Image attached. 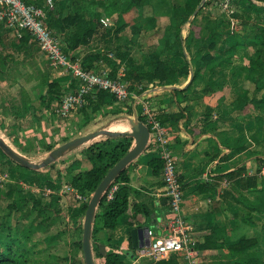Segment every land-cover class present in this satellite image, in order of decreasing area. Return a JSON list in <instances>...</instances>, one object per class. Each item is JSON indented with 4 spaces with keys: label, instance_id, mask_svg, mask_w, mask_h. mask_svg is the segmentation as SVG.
Listing matches in <instances>:
<instances>
[{
    "label": "crops",
    "instance_id": "0c3cea01",
    "mask_svg": "<svg viewBox=\"0 0 264 264\" xmlns=\"http://www.w3.org/2000/svg\"><path fill=\"white\" fill-rule=\"evenodd\" d=\"M88 1L90 0H53L49 11H54L56 7L60 9L62 16H73L81 6H87ZM95 2L96 12H101L100 21H107L105 27H116L123 23L127 25L118 37L131 36L126 30L144 18H151L158 25L159 22H164V27L160 29L163 30L162 35L169 31L170 21L168 22L169 17L166 15H153L146 10V16L139 18V10L149 5L148 0ZM131 2L134 6L129 10L125 9ZM139 5L143 7H138ZM89 16V12H84L85 20H89ZM159 27L161 25L143 29L137 37L141 33L142 36L145 34V37L161 35L157 34ZM58 31L60 38L69 40L75 28L70 26L64 31ZM186 34L183 28L182 38H185ZM102 37L103 35H94L88 44H78L69 49L68 53L80 62L93 64L101 70L108 69V63L102 60L95 62V58L92 60L90 57L98 50L106 51L108 59L118 66L117 74L125 69V65L117 58L113 59L115 55L110 51L114 46L113 41L109 42ZM3 38L13 39L12 41L17 39L19 51L23 56L18 58L20 54L16 55L10 42L8 45L1 42L6 55L0 58V131L3 134L0 136L9 139L10 142H6L23 156V153L28 152L37 154V150L42 151L45 146L55 148L61 141L73 136L77 128L82 127L83 114L79 111L73 114L65 128L59 125L60 121L53 114V108L58 103L54 97L60 92L74 90L76 82L64 70L40 55L30 35L22 32L17 36L8 29H2L0 39ZM210 49L207 51L214 54L215 59L218 58L215 55L217 53L232 55L234 52L232 49L222 51L218 46ZM239 52L244 55L245 48L236 46V55L233 54L234 56L224 60L220 55L221 57L213 63L212 66H219L214 69L210 87L207 85L211 74L209 68H204L193 81L187 76L177 79L174 84L162 87L149 84L144 93L133 96L132 112L141 109L143 103H148L156 118L162 121L161 124L168 131V145L176 158L183 191L181 214L190 227L189 246L196 252L199 264L246 263V256L243 257L228 248L243 237L257 238L258 244L252 251L256 252L259 261L264 262V216L258 214L260 217L256 216L255 220L252 217L254 214H248V211L257 212L248 208L252 202L247 199L253 190L246 187L248 178H256L257 186L264 185V107H253L249 112L233 108V103L244 86L255 97L249 89L252 84L247 80L248 74L245 72L249 60L238 55ZM173 54L172 63L169 60ZM162 58L168 67L182 68L185 64V60L171 48V42L167 53H162ZM50 85L57 86L59 90L51 94ZM187 86L189 88L181 94L184 100L176 102L173 90ZM114 108L112 106L111 109ZM173 115L176 118L171 119ZM258 117L262 119L258 120ZM106 129L110 130V127ZM70 131L72 135L68 134ZM254 136L259 143L253 144ZM13 139L16 142H12ZM25 157L28 158L27 155ZM153 159L161 162L158 154L148 149L125 168L126 186L129 189L127 209L117 219L111 231L103 229L99 223L94 242L103 253L112 251L117 254L124 264H186L183 253L151 260L145 254V248H142L149 238L144 229L147 228L152 237L166 236L167 224L172 218L160 170L155 174L150 165ZM84 166L87 167L85 164ZM239 167H242L240 177L244 182L240 188L235 184V173L232 174ZM239 200L243 203H239ZM69 207H77V203ZM244 207L248 209L245 211ZM79 219L75 225H78Z\"/></svg>",
    "mask_w": 264,
    "mask_h": 264
},
{
    "label": "rangeland",
    "instance_id": "374dc122",
    "mask_svg": "<svg viewBox=\"0 0 264 264\" xmlns=\"http://www.w3.org/2000/svg\"><path fill=\"white\" fill-rule=\"evenodd\" d=\"M90 1H88L89 5L85 7L86 10L84 12L94 11L92 12L94 16L88 17L89 20L94 19L90 24L94 26L98 22L96 19H99L98 23L102 25L99 30L102 29L100 32L103 33L105 26L100 21L101 12H96L95 5L97 2H95L96 0ZM205 1L207 2L203 10L194 12L189 18L187 17V21L183 24L182 30L184 28V31L187 33L186 37L182 38L184 39V45H190L193 53H200L201 55L202 53L209 54L207 49L213 48L211 45L228 50L232 49L234 55H236V46H242L245 48L244 55L241 52L237 53L238 55L244 56L242 58L249 59V61L256 60L258 57L259 61H262V64H264V0H230L227 8L224 7L225 0ZM146 10H148L147 13L151 12V14L155 12L153 6H144V8H140L139 10V18L146 16ZM98 14L99 17H97ZM144 19H141L142 25L146 24V19ZM164 24L162 21L159 22V25L155 22V26L161 25L157 32V34L161 35H156V37L152 35L145 37V34L142 36L141 33L139 37L133 39L132 32H130L131 28H129L126 32L131 36H128V38H125V36L118 37L117 45L122 51L128 52L129 57L136 62L146 61L151 52L152 54L162 51L167 53L169 44L165 43L167 42L166 35L165 33L162 35L161 31L163 30H160L164 27ZM1 28L6 29L3 26ZM174 35V33L170 35L172 38L170 40L175 45V49L178 50L179 44L174 41ZM12 40L8 38L0 39V58L6 55V51L3 52L1 42L5 45H8V42H10L11 46L15 49L16 55L20 54L18 58L23 56V53L21 54L19 51L17 39L15 41ZM31 40L35 46V41L32 38ZM127 40L130 41L126 43ZM244 44H247V47ZM36 49L47 61L39 48L37 47ZM101 53H103L104 57L108 55L104 51ZM233 54H224L223 60L231 58L234 56ZM103 56L100 57L102 61H104ZM173 56L174 54L170 57L169 61L172 62ZM114 58H117L116 55ZM246 65L245 69L247 70L249 63ZM108 69V75H110L112 68L109 67ZM121 71L122 73L124 72V70ZM116 72L117 69H113L112 75H115ZM261 73L262 77H264V71ZM123 80L129 84V95L123 104H121L124 109L119 112L115 110V113L102 116L99 111L93 110L92 105L89 103L87 107L79 111L83 113V117L85 115V118L81 122L82 127L77 128L74 135L69 137L70 139L109 127L114 132L129 129L127 118H132L133 113L125 111L128 105L132 104L133 106L134 104L133 95L135 88L130 86V80H127L124 73ZM249 89L250 91H255L254 86H249ZM255 92V97L264 101V91L257 90ZM63 95L59 97L61 98ZM250 109L253 110L254 108L249 104L243 112H249ZM259 118L260 120L262 119L261 117ZM0 135L3 136L1 131ZM100 139L97 138L94 141H99ZM5 140L9 141L7 138ZM64 140L60 142V145L63 144ZM37 151L39 152L37 154H33L32 152L23 154L27 155L34 162H40L48 152ZM79 151L80 149H77L60 158L52 168L35 171L19 167L0 150V224L4 223L8 227H5L7 233H11L15 238L8 254L9 258L12 259V264H83L82 252L78 242L81 237L84 217L79 219L78 225L69 220L68 209L70 205H74L73 199L76 197L70 191H67V186L69 185L67 181H69L71 173L78 169H83L82 167L77 168V166H74L73 169L75 161L81 159ZM69 169H71V172ZM10 187H12L11 197H7L6 193ZM255 188L259 191L264 188V185L262 187L256 185ZM263 194L262 192L254 194L252 192L250 198L247 200L254 203L258 198L264 197ZM239 203H243V201L239 200ZM243 209L246 211L248 208L244 207ZM258 210L260 211L257 213H250L248 211V214L251 216L254 214L252 217L256 220V216L260 217L258 214H263L264 216V206L259 207ZM95 262L96 264H104V258L96 259Z\"/></svg>",
    "mask_w": 264,
    "mask_h": 264
},
{
    "label": "trees",
    "instance_id": "16d2710c",
    "mask_svg": "<svg viewBox=\"0 0 264 264\" xmlns=\"http://www.w3.org/2000/svg\"><path fill=\"white\" fill-rule=\"evenodd\" d=\"M25 1L29 4H34L38 7L44 6L46 2V0H25ZM148 1H149V5L155 8V12L153 13V15L162 14L169 17L170 19V23L168 27L169 31L167 30L165 34L167 38V42L165 43L169 44L171 42L172 38L170 37V35L174 31L173 33L175 35L173 39L179 44V47L178 50L175 49L174 47L175 45H173L171 42V48L173 49V51H175V53L178 56L182 57L185 60V64L182 68H177L173 66L168 67L164 62V59L162 58V53H164V51L155 52L153 54L151 53L146 59V61H142V62H136L133 59H131L129 57L128 52L122 51L117 45L119 40L118 35L122 30H124V28L127 25L123 23L121 25H117L116 27H105L103 28V33L100 32V30L102 29L99 30V28H101L102 25L98 23L99 19L95 18L96 21L98 22L94 26H92L90 23L94 19H90L89 21H87L83 18L84 11L86 10L85 7H87L89 4L87 6L80 7L79 11H77V13L73 16L70 15L62 16L61 12L59 11L60 9L56 7H54V11L46 10L47 11L46 24L58 37H59L58 29L64 31L66 28H69L70 26H73L75 28V31L70 36L69 40L62 39L59 37L63 45V50L66 53H68L69 49H73L78 44H88L89 40L94 35L97 34L103 35L104 39H108L107 41L109 42L113 41L114 46L110 49V51H112L116 55L117 59L120 61L121 64L125 65L124 75L126 76L127 80H130L129 81L131 83L130 86H133L135 88V93L133 96H139L142 93H144L147 90V86L149 84H152L153 87H162L166 84H174L177 82V79H180L181 77L185 78L187 76L188 77L190 76L191 81H193L194 78L199 74V72L203 71L204 68H209L208 70L211 74L210 82L207 85L208 87H210V85L213 83L212 74L214 72V69L216 68V66H219L217 64H215L214 66L212 65L214 62H216V60H218L221 57L220 55L224 56V53L215 54L218 57L216 59L215 57H213L214 54L209 53V54L201 55L200 53H193L190 49L191 48L190 45H184V39H182V35H181V30L184 22L187 21V17L189 18V16L196 11L198 12L202 11L207 1L205 0H148ZM257 1H261V0H257ZM132 6H134L133 2H131L130 5L126 6L125 9L128 8L129 10L130 8H132ZM138 7H143V6L139 5ZM92 12L94 11L89 12L90 16H94ZM97 17H99V14ZM153 26H155V22L151 18L146 20L145 25H142L141 20H139L137 23H134V25L131 27L132 38L134 39L135 37H137V35L140 33L141 30L148 29ZM24 33L27 34L26 32ZM128 42L129 40L126 41V43ZM245 45L247 46V44ZM211 46H213L214 48L216 45H211ZM105 53L107 54L108 52L105 51ZM94 55L91 56L90 58H92V60L95 58L94 61L99 62L101 60L100 57L103 56V53H101V51L98 50V52ZM90 58H89V63H91L92 61ZM103 60L106 64L108 63L107 66L112 68L109 77L115 78L116 74L112 75L113 69L116 70L118 66L113 64V61H111V59H108V57H104ZM248 63H249L248 69L247 70L245 69V72H247L248 74L247 80L249 81V83L252 84V86L255 87V91L257 90L264 91V77H262L261 75L262 74L261 72L264 71V64H262L263 62L259 61L257 57L256 60L248 61ZM81 67L85 70H91L94 72L100 70L98 66H93V64L86 65L82 61H81ZM75 88H76V83L73 86L74 90ZM188 88L189 86L183 89L173 90V92L176 95V102L180 103L184 100V97H182L181 94ZM49 89L51 90V94L57 91V89L59 90L57 86H51V85L49 86ZM72 91L65 92V94L70 93ZM255 91L253 90V93H256ZM62 93L63 92H60L58 95L54 97V99H56V101H59L60 100L59 96L63 95ZM87 102L88 103L81 109H84L90 103L93 107V110L99 111V113H101L102 116H107L109 113L110 114L115 113V110H118L119 112L124 109L121 106V104L123 103H120L118 105L115 101L114 96L104 90H98L95 93H93L91 96H88ZM249 104L256 108L264 107L263 99H257L256 97H253L251 92L245 89L244 86L243 89H241V91L238 93L237 99L233 103V108L239 111H243L244 108ZM112 106H114L115 108L111 109ZM81 109H79V111ZM132 110L133 109L131 104L128 105V107H126L125 112H129L132 114L133 113ZM136 110L138 112V109ZM81 114L83 113L81 112ZM83 118H85V115ZM138 118L140 121L144 122V118L140 116L139 112H138ZM173 118H176V116L174 115L171 116V119ZM257 119L260 120L259 117ZM100 138L101 139L99 141H92L90 144L86 146L84 145L83 148L81 147L82 149L79 148L81 159H79V161H75V165H73V169L74 166H77V168L82 167L83 169L81 170L78 169L77 171L72 172L71 177L69 178L70 183L69 181H67L69 183L68 185L70 189L69 191L74 195V197L76 195H81L82 197L88 198L94 192V190L96 189L100 181L103 179V177L106 175V173L124 155H126V153L130 150L133 143V139L128 136H117V137L103 136ZM14 140L15 139H13L12 142ZM68 140L69 139L67 140L65 139L64 142ZM254 142L259 143V140L255 136L253 137V144H255ZM53 148L54 147L52 146H45V148L42 151L49 152ZM54 164L55 163L49 165L46 168H52ZM84 164L87 167H85ZM17 165L25 170H31L24 168L19 164ZM150 165L154 169L155 174H158L159 170L161 173L162 165L160 161L153 159L150 162ZM69 171L71 172V169H69ZM241 172H242V167H239L232 173V174L235 173L233 177H236L235 184L238 188L244 185L243 179L240 177ZM126 183H127V176L124 170L109 187V189L112 188L113 186L117 187V190L115 191L113 198L107 201L106 194L103 196L97 208V212L94 218L93 228H92L93 257L94 260L104 258V264H124L119 258V256L113 253L112 251L103 253L101 250H99L94 242V234L99 230L98 227L99 223L102 225L103 229L107 231H111L114 228L117 219L126 211L127 203H128L127 202L128 195H129V189L126 186ZM256 185H257L256 178L247 179L246 187L251 188L253 190V194L256 192L264 193V188L258 191L255 188ZM11 188L12 187H10V189L6 193L7 197H11V192H12ZM258 200L255 201L254 203L252 202L251 206L250 207L248 206V208L254 212L260 211L258 209L259 207L261 208L264 206V197H260L258 198ZM73 203H77V207H69L68 209L69 220L73 223H77V219L84 217L87 208V203L83 201L81 204H78L76 198L73 199ZM5 227L6 226L4 223L0 224V264H12V259L9 258L8 254L10 253V248L12 247L11 244L13 243L15 238L11 235V233L9 234L7 233V229H5ZM81 236H82V231H81ZM106 242L108 243L109 240H107ZM78 243H79L78 244L79 248L81 250V237ZM257 244H258L257 238L243 237V238H239L234 244L229 245L228 248L238 254H242L241 256L243 257L246 256L248 259L246 263H236V264H264V262L259 261L257 254L252 251ZM248 250H251L252 252L249 253L247 252Z\"/></svg>",
    "mask_w": 264,
    "mask_h": 264
},
{
    "label": "built area",
    "instance_id": "2783aa9c",
    "mask_svg": "<svg viewBox=\"0 0 264 264\" xmlns=\"http://www.w3.org/2000/svg\"><path fill=\"white\" fill-rule=\"evenodd\" d=\"M228 4L229 1L225 0L224 7L227 8ZM52 5L53 0H46L42 7L29 4L25 0H0V26L17 36L22 32L29 34L46 59L64 70L76 82L75 90L63 95L53 108V114L60 121L59 125L65 128L73 114L87 104L88 96L98 90H104L113 95L119 105L129 95V84L123 80L122 71L118 72L115 78H110L109 69H101L99 72L85 70L79 60L73 59L72 55L63 50L61 39L46 24V10ZM101 22L104 26L107 25L106 20L102 19ZM138 112L149 127V139L145 151L149 149L158 154L162 161L161 178L172 214L167 224L168 234L152 239L145 254L150 259L157 260L168 254L183 253L186 264H199L196 252L189 246L190 227L181 214L183 191L175 155L168 147V131L156 118L148 103H143ZM138 112H135L137 116ZM68 134L73 133L70 131ZM67 190L70 189L67 187ZM116 190V186L108 190L107 201L113 198ZM76 198L78 203L86 201L81 195H76ZM149 235L151 236V232Z\"/></svg>",
    "mask_w": 264,
    "mask_h": 264
},
{
    "label": "water",
    "instance_id": "95a60500",
    "mask_svg": "<svg viewBox=\"0 0 264 264\" xmlns=\"http://www.w3.org/2000/svg\"><path fill=\"white\" fill-rule=\"evenodd\" d=\"M127 122L129 125L128 131L114 132L108 129H99L86 135L75 137L53 148L40 162H34L31 159L21 155L0 136V150L13 162L24 168L35 171L48 167L67 154L103 136H128L133 139V145L130 150L106 173L87 202L81 238V251L84 264H96L92 252V228L97 208L105 192L114 182V180L121 174V172H123L133 160L143 153L149 139L148 126L138 119L135 112L132 118L127 119ZM144 232H148V229H144ZM149 243L150 240L148 238L146 243L142 245V248L148 247Z\"/></svg>",
    "mask_w": 264,
    "mask_h": 264
},
{
    "label": "clouds",
    "instance_id": "9594fccd",
    "mask_svg": "<svg viewBox=\"0 0 264 264\" xmlns=\"http://www.w3.org/2000/svg\"><path fill=\"white\" fill-rule=\"evenodd\" d=\"M138 111H139V109H138ZM134 112H137V110H134V111H133V114H134ZM133 114H132V115H133ZM137 117H138V116H137ZM143 118H144V117H143ZM138 119H139V118H138ZM142 122H143V121H142ZM143 123L145 124V122H143ZM160 123H161V122H160ZM145 125H146V124H145ZM148 128H149V127H148ZM71 137H72V136H71ZM69 139H70V138H69ZM5 141H6V140H5ZM63 143H64V142H63ZM132 145H133V143H132ZM146 146H147V145H146ZM131 147H132V146H131ZM168 147H169V146H168ZM145 149H146V148H145ZM169 149H170V148H169ZM170 150H171V149H170ZM144 151H145V150H144ZM173 154H174V153H173ZM161 162H162V161H161ZM176 165H177V163H176ZM68 188H69V187H68ZM108 189H109V188H108ZM108 189H107V190H108ZM67 191H69V190H67ZM107 192H108V191H106L105 194H106ZM105 194H104V195H105ZM90 196H91V195H90ZM75 197H76V196H75ZM89 198H90V197L86 198V201H84V202L87 203L88 200H89ZM76 199H77V198H76ZM78 204H81V203H78ZM83 219H84V218H83ZM149 232H150V231L147 232V235H149ZM81 238H82V236H81ZM154 238H159V237H152V233H151V236L149 235V240H150V242H151V240L154 239ZM160 238H161V237H160ZM91 243H92V240H91ZM149 245H150V243H149ZM148 247H149V246H148ZM148 247H145V250H146ZM81 252H82V251H81ZM173 254H175V253H173ZM168 255H169V254H168ZM82 257H83V255H82ZM151 260H152V259H151ZM157 260H158V259H157Z\"/></svg>",
    "mask_w": 264,
    "mask_h": 264
}]
</instances>
